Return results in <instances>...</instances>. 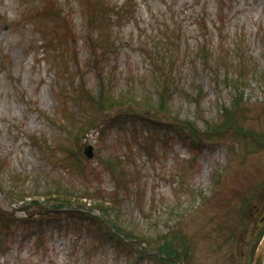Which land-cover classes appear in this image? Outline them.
<instances>
[{
  "label": "rangeland",
  "instance_id": "obj_1",
  "mask_svg": "<svg viewBox=\"0 0 264 264\" xmlns=\"http://www.w3.org/2000/svg\"><path fill=\"white\" fill-rule=\"evenodd\" d=\"M103 2L112 14H101L108 25L98 29L90 0H0V264H130L135 254L133 264H251L264 232V0ZM158 45L165 51L157 57L171 56L167 74L175 79L166 110L155 103L163 77L146 64ZM240 67L253 69L232 108L231 80L223 79H236ZM102 91L114 106L97 112L92 103ZM145 95L161 109L144 113ZM231 110L235 121L216 132L219 113ZM91 117L93 127L75 134ZM171 117L194 124V143L175 134ZM144 122L157 126L153 133ZM75 136L83 173L54 152L72 148ZM86 144L93 157L82 154ZM56 179L64 196L53 194ZM20 191L35 199L51 194L40 232L18 221L5 229V215L27 213L6 202ZM68 199L81 211L106 207L104 219L125 231L128 244L118 251L99 223L76 216L87 212L63 208ZM159 234L168 235L165 243ZM141 236L166 257L148 255L135 242ZM167 237L190 240V249Z\"/></svg>",
  "mask_w": 264,
  "mask_h": 264
},
{
  "label": "trees",
  "instance_id": "obj_2",
  "mask_svg": "<svg viewBox=\"0 0 264 264\" xmlns=\"http://www.w3.org/2000/svg\"><path fill=\"white\" fill-rule=\"evenodd\" d=\"M89 8H90L91 11H93V10L96 11L94 18H92V20H90V22L93 23V26L95 28H98V29L107 28V25H108L107 18H106V16L101 17V14L107 12V13H109L111 15L112 13H111L110 10H108V8L104 4L103 0H90ZM91 11H89L90 14L92 13ZM160 48H161V45H158L157 46V49L155 51L156 52L155 55H154L155 52H153V54H152V51H150V53H146V54H147V63L149 64V69L153 67V72L154 73H157V74L160 73L161 76L163 77V80L162 81H158V82H160V85H161V88H160V91L161 92H160L159 98L157 99L158 100L157 103L158 104L160 103L161 105H163L162 106L163 109L166 110L168 108V107L165 106L166 105V100L170 98L169 95H170V91L172 90L171 89V85L172 84L173 85L175 84L174 83L175 79L173 80V78L171 77V74H167V73L170 72L169 71V66L172 63V61L170 60L171 56L168 57V58L165 57V56H162V58L157 57V54H158L157 51L160 50ZM162 51H165V50L164 49L163 50H160V52H162ZM201 55L204 58L203 61H204V63L207 66L208 59H209L208 54L205 53L204 50H202ZM158 62L161 63V64H157ZM173 63H175V62H173ZM240 68H241V70H239V72H238V74L236 76V79H234V80L227 79V78H224L223 79V82L224 83H228L227 81L231 80V81H229V82H231L229 85H230V87L234 91V97H232V100H231V103H230L232 108L236 107L239 104L238 102H240V100L242 101L243 98L242 97L240 98L238 96V94H242V89L245 86H247V84L244 82L245 80H247L246 79L247 78V72L249 73L253 69V68L250 69L251 71L250 70H248V71L246 70L245 71V70L242 69V67H240ZM236 93H237V95H235ZM128 95H130V94H126V96L123 97L124 101L128 100L127 98H131ZM152 96L156 97L155 96V93H154V95L152 94ZM117 99H119V98H115V100H117ZM115 100H114V103H115ZM112 101H113V98L110 97L108 95V93H106L105 91H102V94H100L99 97L97 96L96 101L92 103V105H93L92 108L95 107V110L100 111V109L98 108L100 106L104 110L106 108H109L110 104H112ZM142 103H144V105L149 106L152 111H155L156 110L155 108H157V107H153L152 106L153 102L151 101V97H149V96L147 98L146 97H143L142 98ZM113 106L114 105L112 104V107ZM232 112H233V110H231L229 112H226V115L228 117H230V118H228V120H231V122L230 123H226L225 126H224V124H221V122L224 120V118H226V115H224V114L223 115L222 114L220 115V113H219L218 117H220V118L219 119H216L215 122H214V125H215L218 121L219 122L221 121L220 123L216 124V126H215V131L216 132H218V131L224 132L226 130V128L231 125L232 121H235L234 120V115H233ZM66 113H67V111H66ZM63 115H65V114H63ZM171 118H172V121H171L172 124L171 123H169V124L175 125L176 128L182 129L181 132H183L184 129H186V130L189 129L192 132L196 131V129L193 128V125H194L193 123L186 121L185 123L182 124V126H180V124H181L180 119L174 118V117H171ZM144 125L148 128V130H150V133H153L154 132V127H157V126H153L152 123L150 125V124H147V123L144 122ZM208 127L209 128H212V127H210V124H209ZM239 130H241V128H238V131ZM252 134L253 133H250L249 132L248 135L251 136ZM64 157H66L68 159L67 161L69 163H71V161H72L73 162L72 164H74V166H76L77 169H78V166L76 164V161H75L74 157H72L69 154H64ZM56 189L57 190L55 192H53V194H55L57 196H59V195H63L64 196L66 194L65 192H63V189H60L59 187H57ZM48 195H51V194L49 193ZM53 200H57V199H53ZM68 200H69V204H70L73 199H68ZM104 210H106V207H105ZM104 210L100 209V211H103V212H104ZM91 219L93 221H95V222L98 221L94 217H92ZM106 230L109 231V234L112 233L113 236H115L116 241L119 242L120 245L121 244H124V245H127L128 244L127 241L124 242V241L120 240L122 238H120L118 236V234H116V232H115V231H117L119 234H122V235L124 234L125 235V231L122 228H116L114 226H110L109 225V226H106ZM165 236H168V235H165ZM171 238L174 239L175 237H169V239H171ZM143 240H145L148 245L152 244V241L151 240H146V239H143ZM163 240H164V238H163ZM163 243H165V242L163 241ZM161 264H163V263L161 262Z\"/></svg>",
  "mask_w": 264,
  "mask_h": 264
},
{
  "label": "water",
  "instance_id": "obj_3",
  "mask_svg": "<svg viewBox=\"0 0 264 264\" xmlns=\"http://www.w3.org/2000/svg\"><path fill=\"white\" fill-rule=\"evenodd\" d=\"M91 151V146H87L84 150L85 154L88 156H92ZM257 247L258 249L254 255V261L252 264H264V236Z\"/></svg>",
  "mask_w": 264,
  "mask_h": 264
},
{
  "label": "bare ground",
  "instance_id": "obj_4",
  "mask_svg": "<svg viewBox=\"0 0 264 264\" xmlns=\"http://www.w3.org/2000/svg\"><path fill=\"white\" fill-rule=\"evenodd\" d=\"M121 238L123 239V236H121ZM122 239H120V240H122ZM115 241H116V238H115ZM117 242V241H116ZM118 244H119V242H117ZM145 245V244H144ZM146 247H148L147 245H145Z\"/></svg>",
  "mask_w": 264,
  "mask_h": 264
}]
</instances>
